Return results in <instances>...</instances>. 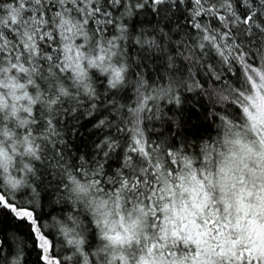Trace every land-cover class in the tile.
<instances>
[{
	"label": "snow or ice",
	"instance_id": "1",
	"mask_svg": "<svg viewBox=\"0 0 264 264\" xmlns=\"http://www.w3.org/2000/svg\"><path fill=\"white\" fill-rule=\"evenodd\" d=\"M0 213V264L19 229L39 264H264V0H0Z\"/></svg>",
	"mask_w": 264,
	"mask_h": 264
},
{
	"label": "trees",
	"instance_id": "2",
	"mask_svg": "<svg viewBox=\"0 0 264 264\" xmlns=\"http://www.w3.org/2000/svg\"><path fill=\"white\" fill-rule=\"evenodd\" d=\"M52 201L53 198L50 195H45L42 191V199L37 208V214L42 217V223L51 224L53 217L61 215L60 206L55 205ZM17 223L10 216L5 218L0 213V227L7 230L9 237L17 232ZM46 231H52L55 234V229H46ZM18 238L22 241L24 248L22 264H39L38 250L33 246L32 240L28 238L27 229H19Z\"/></svg>",
	"mask_w": 264,
	"mask_h": 264
}]
</instances>
